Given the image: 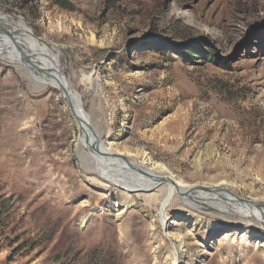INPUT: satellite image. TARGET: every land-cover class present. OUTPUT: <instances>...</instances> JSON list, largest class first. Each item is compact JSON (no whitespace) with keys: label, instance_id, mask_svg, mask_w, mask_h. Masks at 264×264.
<instances>
[{"label":"rangeland","instance_id":"obj_1","mask_svg":"<svg viewBox=\"0 0 264 264\" xmlns=\"http://www.w3.org/2000/svg\"><path fill=\"white\" fill-rule=\"evenodd\" d=\"M70 1L0 0V14L23 17L59 55L94 135L189 184L263 196L264 0ZM8 29L22 32L0 20ZM21 35L0 52L28 46ZM2 56L0 264H174L173 220L185 242L177 264H264V224L251 209H224L219 190H186L193 206L176 201L162 223V191L127 194L95 172L44 62Z\"/></svg>","mask_w":264,"mask_h":264},{"label":"bare ground","instance_id":"obj_2","mask_svg":"<svg viewBox=\"0 0 264 264\" xmlns=\"http://www.w3.org/2000/svg\"><path fill=\"white\" fill-rule=\"evenodd\" d=\"M0 20L3 23H6V22L12 23L13 21L15 22L16 20L18 23L19 30L22 31L21 34H23V36L26 35L28 42H29L28 46L23 45V47H21L20 49H16V48L12 49L10 47L11 49H6L0 52V55H3L2 56L3 59L10 61L12 63L22 62L25 64L27 62L24 61V58L22 56L23 51L27 50V51L34 52L36 50H40L41 52L33 57L34 61L38 62V60H40L44 62L45 68H46L45 76L48 79L46 84L52 87H56L61 91L62 86L56 80V77L58 76L61 78V73L64 68L63 64H61L59 55L55 54L53 56H50L49 54L50 47L34 34V32L32 31V28L28 25L26 20L23 19V17L19 15L15 16L13 14L1 13ZM15 29L18 30L17 28ZM15 29H12V30L8 29V31H5V32L0 31V45L1 46L3 45L12 46L14 48V46L18 45L17 44L18 42L17 38H19L18 35L20 36L22 35L19 34L20 32L17 33ZM14 41L16 44L14 43ZM30 41L34 42V44H32ZM36 45H39L41 48L37 47ZM63 83L67 87L68 90H70L74 94L77 93L79 95L80 111L78 113L81 115V117L84 120L85 131L86 132L89 131L90 140L99 141L98 146L100 147V151H102L103 154L106 155L105 158L111 163L107 165L105 163L102 164L100 162V154L95 151H89L88 153L89 157L97 160V162L101 164V169L95 172L97 173L101 172V174L104 177L108 178L112 183H114V185H117L119 187L122 186L123 189L126 190L127 194H130L132 192L147 194V193H158V191H162L163 198H162L160 214H159L160 221L162 223H164L165 219L169 218L168 210L176 201L179 200L183 206H187V207L193 206L192 204L193 198L191 196H187L186 194L184 196L182 192L189 190V191H193V194L196 193V195H199L200 193L203 194L202 190L204 191V190L209 189V190H212L213 192L216 190L222 191L223 196L226 200L224 201V203H222L224 205V209L228 211L230 210L228 208H231V210H239V208H241V211L243 210L247 211L251 209L250 213L251 214L255 213L254 215L257 216V219L255 221L258 223L264 224V195L258 198L250 199V198H246L242 196L240 193H238L237 189L230 187L229 185H226L225 187H217L218 185L216 187L209 186V185H192V184L187 183L180 176L176 175L173 171L167 168L164 164L159 163L158 161L154 160L149 155H145L142 161H140V163H138L137 161H130L126 155H123V154L117 155L116 150L113 147L115 143L114 141H111L109 142V145H106L101 139H99L98 136H95L94 132L91 130L89 115H87V113H85L84 111L81 94L76 89H74L72 85L65 83L64 81ZM80 143H81L80 144L81 146L85 145V140L82 137H81ZM121 156H124L126 160L122 159ZM120 160L123 163H126V161L129 160V162L134 163L137 167L141 168L145 173L138 172L136 170L134 171L128 165L120 164ZM136 174H138V176H136ZM132 175L134 176V178L131 177ZM145 175H148V177H150V180H145L144 177H142ZM206 205H210V204H206ZM206 207L210 208V206H206ZM239 218H241V220L242 219L244 220L242 222H245L247 221L249 217H247L246 213H241L239 215ZM175 222L174 220L171 221V225L173 224L170 227L171 229L172 227L177 225L175 224ZM171 229L170 231H167L165 235L173 246V250L175 254L173 258L174 264H177L179 257H180V252H179V247H178L177 242L180 241L181 246H183L185 242L180 233H178L177 231L171 230ZM250 229L248 226L244 227L243 233H242L243 238L245 236L247 237L250 235ZM256 243L257 245H259L258 243L260 242H256ZM261 245H264V243L262 242Z\"/></svg>","mask_w":264,"mask_h":264},{"label":"water","instance_id":"obj_3","mask_svg":"<svg viewBox=\"0 0 264 264\" xmlns=\"http://www.w3.org/2000/svg\"><path fill=\"white\" fill-rule=\"evenodd\" d=\"M40 52H41L40 50H36L34 52L25 50V51L22 52V56H23L25 62L32 63L33 60H34L33 57L36 56ZM34 67H35V65H34ZM32 71L39 72V70L37 68L34 69V70L32 69ZM56 80L62 86V89H61L62 95L65 97V99L69 103V105H70V107H71V109H72V111H73V113H74V115H75V117H76V119L78 121V124H79L81 132H82V136L81 137L85 140V145L89 148V151H95V152L99 153L102 158L103 157L105 158L106 155H104L103 152L100 151V147L98 146L99 141L98 140L97 141L90 140L89 131H87V132L85 131L84 120L81 117V115L78 113L80 111V109H79V106H80V97H79V95L77 93L74 94L73 92L68 90L67 87L64 85L62 79L59 76L56 77ZM121 158L126 160V158L124 156H121ZM126 162L128 163L129 167L132 170H134V171L136 170L138 172L145 173L141 168L137 167L134 163L129 162V160L126 161ZM207 190H209V189H207ZM207 190H204V191L207 192ZM210 191H212V190H210ZM182 193L185 194L184 192H182Z\"/></svg>","mask_w":264,"mask_h":264},{"label":"trees","instance_id":"obj_4","mask_svg":"<svg viewBox=\"0 0 264 264\" xmlns=\"http://www.w3.org/2000/svg\"><path fill=\"white\" fill-rule=\"evenodd\" d=\"M50 1H54L58 4H60L61 6L63 7H67L71 4V1L70 0H50Z\"/></svg>","mask_w":264,"mask_h":264}]
</instances>
